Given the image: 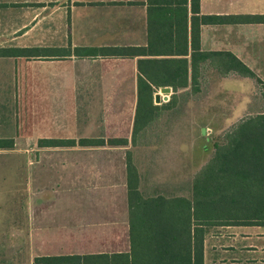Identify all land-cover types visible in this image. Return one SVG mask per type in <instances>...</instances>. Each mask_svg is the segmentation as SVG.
<instances>
[{"label":"crops","instance_id":"0c3cea01","mask_svg":"<svg viewBox=\"0 0 264 264\" xmlns=\"http://www.w3.org/2000/svg\"><path fill=\"white\" fill-rule=\"evenodd\" d=\"M249 13H264V0H199L198 14L192 10L191 0H0V31H12L13 38L9 44L0 42V48H39L45 54L0 58L13 60L18 66L27 64L31 68L44 67L46 71L43 75L36 71L29 72L30 82L35 84L43 80L45 83H57L58 88V91L40 93L39 96L37 91L31 92L27 121L21 120L24 117L18 115V119L13 122V133L0 134V138L12 139V148L28 147L36 150L108 149L127 147L129 142L132 145L140 77L151 85L176 84L175 90L168 85L170 92L167 99L171 95L190 99L200 92V85L206 82V78L209 83L215 81L218 87L228 79L229 72L217 74L215 71V74L212 62L205 57L197 60L194 55L195 59H192L193 53L197 51H229L255 74L256 79L264 83V23L198 25L196 19V16L201 15ZM197 31L199 50L194 46ZM75 47H132L140 48V51L134 50V55L125 57L77 56L72 52ZM62 49H70L71 55H48L62 54ZM163 60L172 61L171 68L166 67ZM54 68L61 70L54 71ZM152 87L160 90L164 86ZM161 98L164 99L163 94ZM37 100H45L44 111L38 109L41 105ZM49 110L53 111L49 113ZM23 122L27 124V129L21 126ZM109 138H125L127 143L110 145L106 143ZM80 139H103L104 144L81 145L78 142ZM84 159H66L67 163L74 165L71 169L77 177L79 174L85 175ZM98 160L99 163L107 164L102 168L109 178L101 180L105 187L85 191L84 183L78 177L77 183L79 186L82 184V190L77 188L75 192L72 191L71 200L69 194L61 200L66 206L70 202L77 205L83 228L90 222L89 227H92L93 223V220L85 223L86 212H92L90 216H94L96 211L104 213L105 228H110L116 219L117 203L113 190L118 185L117 176L114 175L117 168L110 164L111 159L107 157ZM39 162L42 161L37 157L33 164L30 162V169L35 175L43 172L42 167L37 165ZM37 169L42 171L37 172ZM90 169L94 170L95 167ZM120 178V187L123 188L121 204L125 214V248L75 254L111 255L129 250L126 158L122 161ZM49 194L47 190L39 193L35 190L30 202L32 209L44 213V223L48 221L46 213L52 204ZM156 194L163 193L151 195ZM39 218L31 222L35 237L43 233L37 229L40 226L38 221H41ZM54 254L74 253H44L34 256V259ZM34 259L32 263L39 264ZM203 264H264V224L206 225Z\"/></svg>","mask_w":264,"mask_h":264},{"label":"rangeland","instance_id":"374dc122","mask_svg":"<svg viewBox=\"0 0 264 264\" xmlns=\"http://www.w3.org/2000/svg\"><path fill=\"white\" fill-rule=\"evenodd\" d=\"M0 35L1 43L13 42L12 31H0ZM4 59L0 58V134H9L15 130L13 122L18 115L24 117L21 120L27 121L31 92L37 91L39 96L40 93L58 91V88L57 83H45L43 80L35 84L30 82L29 72L43 75L46 71L44 67L18 66L13 60ZM213 68L217 74L221 73L219 67L213 65ZM229 75L219 87L215 81L209 83L206 78V82L200 85V92L190 99L175 95L166 100L161 98L156 104L159 106L153 119L140 127L132 138V145L129 142L127 147L0 149V264H33L34 256L44 253L125 248V214L121 204L123 188L120 187V169L125 158L135 166L139 191L144 196L155 193L190 196L193 181L214 156L216 144H225L228 132L248 115H255L263 105L262 86L256 78L246 79L234 71H230ZM155 93L161 95L159 88L153 89V103ZM37 101L41 105L38 109L44 111L45 100ZM52 111L49 110V113ZM25 122L21 124L23 129H27ZM35 157L42 161L37 165L42 167L43 172L37 175L30 169V162L33 164ZM71 157L86 158L85 175L78 176L84 183L85 191L105 187L101 180L109 179L102 171L107 164L99 163V158L111 159L110 164L117 168L114 175L118 185L113 190L117 214L110 228L103 226L107 225L106 216L100 211H96L94 216H90L92 212H86L85 223L93 220L94 224L89 227L90 222L85 228L81 227L83 219L80 220L77 205L61 203L63 196L66 198L77 188L82 190V184L79 186L77 183L76 172L71 169L74 165L66 162ZM92 167L99 171L90 169ZM42 170L37 169V172ZM35 190L50 193L48 197L52 204L46 213V223L43 222L44 213L31 208ZM36 217L41 220L38 221V232H43L37 237L32 234L31 226Z\"/></svg>","mask_w":264,"mask_h":264},{"label":"trees","instance_id":"16d2710c","mask_svg":"<svg viewBox=\"0 0 264 264\" xmlns=\"http://www.w3.org/2000/svg\"><path fill=\"white\" fill-rule=\"evenodd\" d=\"M194 13H199V0H191ZM199 23H264V13L239 15L196 16ZM199 50V31L194 37ZM132 47H75L77 56L108 55L132 56ZM55 51V50H54ZM135 51V52H136ZM62 54L71 55L70 49ZM39 48H0V57L42 56ZM210 60L223 74L230 71L245 77L255 74L229 51L193 53L192 59ZM165 61V62H164ZM166 67L172 61L163 60ZM168 63V64H167ZM171 69L169 70V74ZM261 84L263 105L255 115L239 121L225 138L216 144V152L193 181L190 196H143L135 166L126 159V189L130 214L129 250L107 253L45 255L34 259L39 264H203L205 226L210 224H264V83ZM172 86L174 83L151 85L143 77L137 83V101L133 134L148 124L159 105L152 102L153 87ZM52 143L54 141L45 140ZM81 145H103V139H80ZM110 145H125V138H109ZM12 139L0 138V149H11Z\"/></svg>","mask_w":264,"mask_h":264},{"label":"water","instance_id":"95a60500","mask_svg":"<svg viewBox=\"0 0 264 264\" xmlns=\"http://www.w3.org/2000/svg\"><path fill=\"white\" fill-rule=\"evenodd\" d=\"M160 92L161 94L164 95V100L167 99V94L170 92V87L169 86H164L160 88ZM160 99H161V95L160 93H155L154 94V103L155 104H159L160 103Z\"/></svg>","mask_w":264,"mask_h":264}]
</instances>
